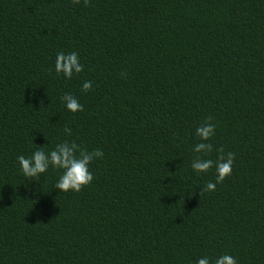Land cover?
I'll list each match as a JSON object with an SVG mask.
<instances>
[{
  "label": "trees",
  "instance_id": "trees-1",
  "mask_svg": "<svg viewBox=\"0 0 264 264\" xmlns=\"http://www.w3.org/2000/svg\"><path fill=\"white\" fill-rule=\"evenodd\" d=\"M60 51L84 71L57 75ZM205 122L204 158L235 154L212 192L215 167H191ZM65 140L103 151L91 185L64 193L62 170L23 175L18 156ZM223 254L264 264V0H0V264Z\"/></svg>",
  "mask_w": 264,
  "mask_h": 264
},
{
  "label": "clouds",
  "instance_id": "clouds-1",
  "mask_svg": "<svg viewBox=\"0 0 264 264\" xmlns=\"http://www.w3.org/2000/svg\"><path fill=\"white\" fill-rule=\"evenodd\" d=\"M78 3L79 0H76ZM55 73L63 76L65 79L71 80L74 76L81 74L84 71V65L81 63L78 52L60 51L55 58ZM85 93L92 90V82H83ZM61 102L66 109L72 113L83 112V105L78 99L65 93L61 97ZM65 134L71 136V129L65 128ZM216 128L211 122H205L196 129V136L200 142L194 147V152L201 154L197 156L191 167L197 174H206L215 167L216 180L215 183L209 181L203 191H215L216 185L223 182L232 174L235 154L229 152L226 156H220L217 161L205 159L213 151V144L209 141L215 136ZM47 146V145H46ZM44 147H38L30 156L25 157L20 155L17 157L18 165L23 175L31 180H40L49 170V168L62 170L55 184L56 190L67 193L80 192L83 188L92 184L94 175L90 170V166L94 160L103 159L104 153L102 150L87 151L82 150L73 141L65 140L59 143L54 149L45 151ZM197 264H236V259L229 255L223 254L214 259L207 256L199 258Z\"/></svg>",
  "mask_w": 264,
  "mask_h": 264
}]
</instances>
